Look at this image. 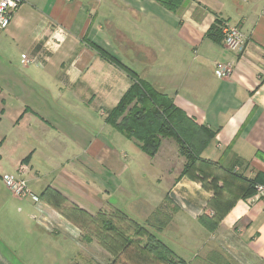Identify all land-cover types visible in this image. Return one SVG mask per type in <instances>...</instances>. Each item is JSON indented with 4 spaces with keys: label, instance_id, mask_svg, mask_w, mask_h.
Wrapping results in <instances>:
<instances>
[{
    "label": "crops",
    "instance_id": "0c3cea01",
    "mask_svg": "<svg viewBox=\"0 0 264 264\" xmlns=\"http://www.w3.org/2000/svg\"><path fill=\"white\" fill-rule=\"evenodd\" d=\"M120 18L129 20L131 39ZM217 20L221 27H239L242 53L207 36ZM110 31L118 36L122 31L131 41V69L138 78L214 130L203 158L247 178L264 174V0H20L0 30V151L1 140H31L20 147L37 155L31 166L22 165L34 192L52 187L90 217L113 221L123 212L109 197L127 169V155L115 148L114 137L119 143L121 133L105 118L131 82L88 45L94 42L123 62ZM216 62L232 67L229 76L214 74ZM129 141L131 184L148 187L137 196L148 234L190 264H199L197 254L205 247L207 259L224 249L252 263L264 259V192L255 188L233 199L209 231L198 218L212 214L213 191L198 180L178 178L184 159L176 143L163 138L150 157ZM226 177L219 175L218 185ZM179 203H186L185 209ZM73 228L67 229L70 234L78 230ZM105 231L103 236L113 235ZM145 240L134 236L128 256L133 264H168L143 247ZM97 242L99 256L124 249Z\"/></svg>",
    "mask_w": 264,
    "mask_h": 264
},
{
    "label": "rangeland",
    "instance_id": "374dc122",
    "mask_svg": "<svg viewBox=\"0 0 264 264\" xmlns=\"http://www.w3.org/2000/svg\"><path fill=\"white\" fill-rule=\"evenodd\" d=\"M119 20L118 23L122 30L131 39L129 20L126 21L127 24L124 23L123 18ZM119 32L121 34L118 36L110 31V34L117 38V47H114V50L118 51L123 61H120L121 64L131 69V41L127 35L124 36L122 31ZM120 138L118 143L114 137V144L120 154L126 153L127 157L123 162L127 165V169L121 172L119 185L110 195L109 202L128 215L130 220L132 217L143 225L144 219L139 216L144 203L141 201L142 197L140 199L137 196L141 195V187L147 186L145 183L131 184V141L121 134ZM1 141L3 144L0 151V264H98L100 263L98 260L103 264H111V261H115L114 264H133L128 258L131 253V242L126 244L123 250L120 248L121 251L114 256L107 254L106 251L99 256L96 250L97 240L101 241L102 233L108 232L105 231L100 219L96 218L92 221L83 219L80 215L78 217V213L74 212L76 210L74 204L70 203L62 193L61 197H53L49 194V200H45L41 198V193L37 194L30 188L23 176L22 165L28 163L31 166L37 161V155L32 153V150L26 151L25 148L20 147V142L31 144L30 139L22 141L14 137ZM8 173L24 180L37 200L14 196L3 182V178ZM205 173L207 174V170ZM147 190L148 187L144 189V192ZM221 193L224 195L223 192ZM224 196L229 200L234 199L230 193ZM179 205L181 209H185L184 206L187 204L179 203ZM115 213L117 214V211ZM112 219L116 225L121 227L122 232L128 233L127 237L131 238V225L128 219L123 220L119 215ZM73 227L78 229L77 232L73 230L76 234L68 232L74 229ZM101 229L104 230L101 231ZM123 237L120 236V239L123 240ZM106 239L105 237L104 240ZM121 240L118 243L122 244ZM205 251L206 247L197 254L200 257L199 264H264V259L253 263L246 260L245 256L237 259L225 249L220 252L214 251L210 256L212 259H207L210 253L207 255L202 253ZM68 254H72V261L69 260Z\"/></svg>",
    "mask_w": 264,
    "mask_h": 264
},
{
    "label": "trees",
    "instance_id": "16d2710c",
    "mask_svg": "<svg viewBox=\"0 0 264 264\" xmlns=\"http://www.w3.org/2000/svg\"><path fill=\"white\" fill-rule=\"evenodd\" d=\"M160 1L168 4L170 0ZM220 27L221 21H215L207 30V36L222 40ZM88 45L104 59L124 71L131 82L118 103L108 110L106 122L125 138L134 141L150 157L155 155L163 138H170L176 143L177 151L184 159L178 178L185 176L198 180L203 187L213 191L214 195L209 203L213 208L212 214L210 216L202 214L198 218L207 230L211 231L216 228L219 219L231 205L232 200L224 196L226 193L232 194L234 199L240 195L244 197L252 193L257 184H264V174L261 172H258L253 178H247L231 171H223L217 162L203 158L201 152L214 137V130L207 125L197 123L193 117L188 116L184 110L178 107L171 97L156 89L146 80L138 78L137 73L122 65L114 54L94 42L88 41ZM205 170H207V174ZM222 174L227 177L221 181V185H218L216 180ZM49 194L53 197H61L59 191L49 186L41 192L40 196L49 200ZM74 208L78 217L81 216L83 219L92 221L98 218L106 229L113 231V235L107 234L101 238L103 244L105 241L108 242L107 245L111 242L118 243L121 240L120 236H124L121 240L122 244L118 243V247L121 248L133 242L134 236L145 235L146 240L143 247L155 258L168 264H190L175 255L160 240L148 234L143 225L130 220L122 212H118V215L123 220L128 219L133 230L131 238H128L122 232L121 227L111 219L99 216L90 217L85 215L83 210ZM105 237L106 240H104Z\"/></svg>",
    "mask_w": 264,
    "mask_h": 264
},
{
    "label": "built area",
    "instance_id": "2783aa9c",
    "mask_svg": "<svg viewBox=\"0 0 264 264\" xmlns=\"http://www.w3.org/2000/svg\"><path fill=\"white\" fill-rule=\"evenodd\" d=\"M20 0H0V30L5 29L11 18L12 12L19 6ZM222 43L224 47L238 55L242 53L245 45L244 36L235 24H224L221 27ZM30 61L29 59L26 60ZM232 71V67L224 62H216L214 65V74L217 77H227ZM3 182L7 189L16 197L24 198L29 197L36 201L37 197L32 194L25 181L14 176L13 174H6ZM256 189L264 192V185L257 184Z\"/></svg>",
    "mask_w": 264,
    "mask_h": 264
}]
</instances>
